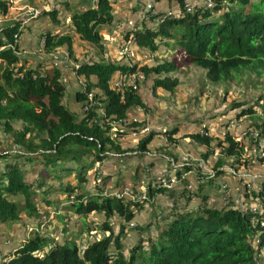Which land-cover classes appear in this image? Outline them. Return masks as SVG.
<instances>
[{
    "label": "trees",
    "instance_id": "1",
    "mask_svg": "<svg viewBox=\"0 0 264 264\" xmlns=\"http://www.w3.org/2000/svg\"><path fill=\"white\" fill-rule=\"evenodd\" d=\"M176 1V16L151 10L149 18L157 26L136 27L125 39L131 33L138 50L153 54L161 44L177 46L188 64L204 69L206 79L213 84L239 78L246 72L264 76V0H210L211 7L193 5L192 12L185 11L184 0ZM63 5L69 11L68 28L64 33L46 30L43 51L52 53L65 48L77 62L74 46L79 42L93 48L97 57L74 68L76 75L87 81L85 90L75 93L76 102L85 103L83 107L89 105L79 119L62 104L66 89L58 67H27L25 61H20L18 40L22 34L20 24L25 19H8L0 25V47L9 46L0 49V125L10 140L7 148L0 149V223L12 224L22 217L38 219L42 215L40 209L54 205L48 199L54 191L72 197L65 206L68 214L72 212L82 219L91 212L102 214L105 220L101 229L107 235L88 242L81 251V246L73 241L52 242L47 230L41 228L44 223H39L8 261L1 264H264V200L259 201L260 192L254 194L261 209L256 213L235 203L219 209H176L164 219L160 229L154 226L151 233L146 226L130 224L156 194L169 189L153 181L144 186L146 195L141 198L138 190L142 184L138 181L131 187L134 197L125 198L106 192L105 179L94 192L83 189L86 172L110 153L119 151L117 138L111 137L112 127L122 125L133 109L143 108L144 104L137 90L128 88L122 93L111 85L115 72H132L137 67L136 63L120 65L107 58L101 31L114 22L111 1L96 0L95 6L83 9H71L67 2ZM0 12L7 13L3 0ZM58 16V10L52 9L43 10L37 17H47L58 26ZM179 66L170 60L141 70L145 76H156L154 88L173 92L178 79L168 74ZM242 115L260 121L256 127L264 133V93L236 114ZM16 124L21 127L16 128ZM120 131L115 132L120 136ZM173 132L176 130L169 131ZM155 134L144 136L136 151L147 153ZM168 136V141L174 143ZM188 137L206 147L204 157L214 151L213 138L206 132ZM219 146L222 156L214 166L216 177L225 175V166L234 165L244 154V147L229 134ZM29 170L36 172L37 184L26 179ZM63 176L67 183L54 188L51 182L62 180ZM112 217L119 221L117 234L108 222ZM130 231L143 236L124 254L122 240Z\"/></svg>",
    "mask_w": 264,
    "mask_h": 264
},
{
    "label": "rangeland",
    "instance_id": "2",
    "mask_svg": "<svg viewBox=\"0 0 264 264\" xmlns=\"http://www.w3.org/2000/svg\"><path fill=\"white\" fill-rule=\"evenodd\" d=\"M113 6L114 22L111 26L102 29V37L106 41L107 58L120 65L137 64V70L142 67H152L156 64L173 60L180 65L175 72L168 74L170 78H177L178 84L173 92L161 88H154V74L145 76L138 87V94L144 104L143 108L133 109L125 125L115 127L120 136L112 132L117 138L119 151L110 153L103 162L95 163L86 172V191L98 190V185L105 179L106 192L118 193L122 188H131L138 181L142 185L159 180L164 174L176 177V183L169 190L156 194L152 201L145 204L143 209L134 217L131 225L148 227V232H154V226L160 229L164 219L176 209L198 210L201 208H222L233 203L241 208L252 203L259 204L264 200V133L256 127L260 121L250 116L236 114L247 108L259 95L264 93V76L257 77L254 73L246 72L239 78L229 79L227 82L213 84L206 79L204 69L188 64L185 57L178 51L177 46L165 47L160 45L157 53L140 51L136 48L135 56L131 59L120 55L125 35L136 27L145 25L155 27L156 23L149 18L152 13L171 12L176 16L179 7L176 0H110ZM187 6L204 5L211 3L208 0H184ZM250 2L252 0H249ZM7 4V13L0 12V25L8 20L21 21L22 34L18 40L20 61H25L27 67L42 66L41 69L58 67L62 72L61 81L65 86V95L62 104L71 111L77 119L83 116L82 102H76L75 93L86 88L87 81L78 76L74 68L83 62H92L96 59V51L89 45L76 43L74 46L76 61L70 56L65 58L62 48L56 52L43 51V34L46 30L53 33H64L68 28L69 11L64 8L67 2L71 9H83L95 6L96 0H3ZM212 4V3H211ZM211 7V6H210ZM56 9L59 12L58 26L51 25L49 18L39 19L37 16L43 10ZM186 11V10H185ZM37 12L35 16L34 13ZM151 13V14H152ZM147 17V18H146ZM38 19V20H37ZM37 20V21H36ZM46 20V21H45ZM50 28V29H47ZM92 81L94 78L91 77ZM95 92V89L93 90ZM235 104L242 105L234 107ZM101 112V109H99ZM135 122L136 125L131 123ZM20 128V124L15 125ZM142 129H146L142 132ZM172 134L169 131H174ZM252 131L261 133L254 138ZM150 132H155L148 152L138 153V142ZM175 141L170 143L168 135ZM213 138L214 151L204 157L206 147L197 144L188 136L195 133H204ZM231 135L244 147V154L234 165L225 166V175L215 176V163L221 155L219 142H223L225 135ZM9 137L4 134L0 125V149L7 148ZM230 164L234 161L230 159ZM173 164V165H172ZM3 163L0 162V168ZM28 168V167H27ZM29 169V168H28ZM27 170V169H26ZM67 177L54 180L51 185L55 188L62 182L67 183ZM26 179L35 181L36 172L27 171ZM44 188V187H43ZM42 188V190H43ZM80 190H82L80 188ZM79 191V190H78ZM83 191V190H82ZM259 201L254 194L259 193ZM227 197L223 198V196ZM207 199L203 200L202 197ZM48 199L54 202L53 206L40 209L42 215L38 218L22 217L18 222L0 223V264L7 262L13 250L20 246L27 237L31 236L35 226L44 223L41 228L48 234L50 240L56 244L75 242L78 246L93 239L94 234L100 237L107 235L101 229L105 218L100 213L91 212L82 219L72 212L68 214L66 207L72 200L64 194L50 192ZM225 200V201H224ZM40 207L44 205H39ZM61 211V212H60ZM44 212V213H43ZM65 217L60 220L59 216ZM114 234L119 230V221L109 219ZM65 223V225H64ZM91 229V231H88ZM81 233V236L78 234ZM143 235L138 231H130L122 240L123 252L127 254ZM80 237V238H79Z\"/></svg>",
    "mask_w": 264,
    "mask_h": 264
},
{
    "label": "built area",
    "instance_id": "3",
    "mask_svg": "<svg viewBox=\"0 0 264 264\" xmlns=\"http://www.w3.org/2000/svg\"><path fill=\"white\" fill-rule=\"evenodd\" d=\"M208 1H210V0H208ZM206 5H207L206 7H210L211 3H207ZM185 9H186V12L191 11L190 6L186 5ZM170 14H171V12H167V15H170ZM34 15L36 16L37 12L34 13ZM7 47H9V46H1L0 49H4ZM135 52H136L135 40L133 38V35L130 33L128 35L127 39L124 40L122 43L120 55L124 56L125 58L131 59L132 57L135 56ZM62 53H64L65 58H67V57L69 58V54L67 51H62ZM144 79H145L144 74H142L141 71H138L137 68H135L134 71H132V72H120V71H118L112 75L111 85L114 89H118L123 93L128 88H130L132 90H138L139 85L144 81ZM122 98H123V95H122ZM89 99L91 100V97H89ZM88 108H89V105H85L84 111H86ZM126 122H127V120L122 124V126L125 125ZM115 127H117V126L112 127V129H111L112 132L117 130ZM145 130L146 129H142L141 131L144 132ZM111 131H110V133H111ZM251 135L254 138H256L258 136V132L252 131ZM111 137H115V134L111 133ZM165 172L166 171L163 172L164 174H162L161 178L159 180H157L156 183L161 188L170 189L173 185H175L176 177L175 176L172 177V175H169V179H167L165 177V175H167ZM167 177H168V175H167ZM138 192H139L141 198H145L146 191H145L144 185L139 187ZM116 194H118L121 197H125V198H133L134 197V193H133L132 188H129L128 186L124 187V189L122 188L118 193L116 192ZM225 197H227L226 194H225V196H223V198H225ZM259 209H260V204L252 203L249 206L248 211H250L252 213H256L258 211H261V209L260 210ZM131 226H133V225H131ZM93 234H94V237L91 241H96V240H99L101 238L98 234H96V233H93ZM87 244H88V242H85V241L82 243L81 251L84 250V248L86 247ZM1 250H2V247L0 246V252H1ZM111 254L112 253H110V255Z\"/></svg>",
    "mask_w": 264,
    "mask_h": 264
},
{
    "label": "crops",
    "instance_id": "4",
    "mask_svg": "<svg viewBox=\"0 0 264 264\" xmlns=\"http://www.w3.org/2000/svg\"><path fill=\"white\" fill-rule=\"evenodd\" d=\"M37 20H38V19H37ZM37 20H36V21H37ZM45 21H46V20H45ZM49 26H51V27L54 26V27H55V26H57V25H52V24H51V25H49ZM47 29H50V28H47ZM148 147H149V146H148Z\"/></svg>",
    "mask_w": 264,
    "mask_h": 264
}]
</instances>
